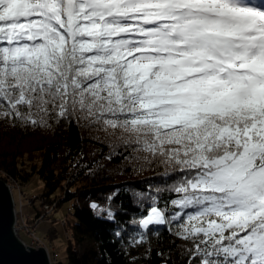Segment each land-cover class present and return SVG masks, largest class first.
Returning a JSON list of instances; mask_svg holds the SVG:
<instances>
[{"label":"snow or ice","instance_id":"1","mask_svg":"<svg viewBox=\"0 0 264 264\" xmlns=\"http://www.w3.org/2000/svg\"><path fill=\"white\" fill-rule=\"evenodd\" d=\"M3 118L84 122L162 168L173 198L135 194L132 244L168 225L188 264H264V0H0Z\"/></svg>","mask_w":264,"mask_h":264},{"label":"trees","instance_id":"2","mask_svg":"<svg viewBox=\"0 0 264 264\" xmlns=\"http://www.w3.org/2000/svg\"><path fill=\"white\" fill-rule=\"evenodd\" d=\"M117 144L115 137L84 122L49 120L48 126H33L3 118L0 173L19 184L39 178L41 194L47 199L68 179L65 200H72L74 220L66 264H188L183 255L187 242L168 225L155 226L143 243L132 244V237L143 231L134 220L147 215L150 204L139 207L135 194L158 195L159 207L173 197L156 193L157 187H165L159 175L162 168L134 172L122 156L107 159L114 148L122 151ZM41 211L38 203L27 222L38 219Z\"/></svg>","mask_w":264,"mask_h":264},{"label":"rangeland","instance_id":"3","mask_svg":"<svg viewBox=\"0 0 264 264\" xmlns=\"http://www.w3.org/2000/svg\"><path fill=\"white\" fill-rule=\"evenodd\" d=\"M4 178V175L0 173V179L3 180L8 187L13 189V194L11 193L13 207L19 211V213L17 212V216L18 224L21 228L18 239L23 241L26 246L34 249H38L39 246L43 247L46 251H48L47 253L50 264H66V256L68 254L67 246L70 243L67 238L72 234L70 225L74 220L71 214V201L65 200L60 202L56 209L52 210L50 215L40 219L38 218L29 223L27 221L34 217L36 205L40 203L37 198L33 199L32 195L35 194V196H38L41 194V180L33 176L28 182L22 184L21 189L27 194L26 195L19 190V185H16L10 180ZM12 186L14 188H12ZM56 193H58V190L53 195ZM21 213L23 216H27L25 223L22 222ZM64 219L67 220V223ZM34 226H36V233L40 234L42 237L40 240L36 237L35 231L33 234L30 233V231H32L31 228ZM65 232L70 233V235H66Z\"/></svg>","mask_w":264,"mask_h":264},{"label":"water","instance_id":"4","mask_svg":"<svg viewBox=\"0 0 264 264\" xmlns=\"http://www.w3.org/2000/svg\"><path fill=\"white\" fill-rule=\"evenodd\" d=\"M15 212L11 192L0 179V264H50L43 247L24 246L15 236Z\"/></svg>","mask_w":264,"mask_h":264},{"label":"bare ground","instance_id":"5","mask_svg":"<svg viewBox=\"0 0 264 264\" xmlns=\"http://www.w3.org/2000/svg\"><path fill=\"white\" fill-rule=\"evenodd\" d=\"M67 181H68V179H65L64 180V182H63V184H62V188L61 189H59V192L58 193H56L55 195H52V197H51V199L50 198H45V196H43L42 194H40L41 195V197L43 198V201L46 203V204H48L49 206H51L52 208L54 207V204H57V203H59V202H62V201H65V190H66V187H65V185H66V183H67ZM16 185H19V190H21L22 191V184H16ZM12 188H14L13 186H12ZM9 191L13 194V189H11L10 187H9ZM23 192V191H22ZM24 194H26L25 192H23ZM27 195V194H26ZM14 197H15V194H14ZM32 197H35V194H33L32 195ZM34 199H36V198H34ZM71 201V203H72V200H70ZM75 202H77V199H75ZM41 204V203H40ZM41 206H42V204H41ZM55 209V208H54ZM64 221H66V223H67V220L66 219H64ZM31 230L32 231H30V233L31 234H33V232L35 231V233H36V226H34V227H32L31 228ZM13 232H14V234H15V236L18 238V236H20V233H19V231L17 230V229H15L14 228V226H13ZM65 234L66 235H70V233H68V232H65ZM36 237L38 238V240H40V238H42L41 236H40V234H37L36 233ZM67 240L69 241V242H73V234H71L68 238H67ZM22 242V241H21ZM24 244V246L26 247V244L25 243H23ZM48 252V251H47Z\"/></svg>","mask_w":264,"mask_h":264},{"label":"built area","instance_id":"6","mask_svg":"<svg viewBox=\"0 0 264 264\" xmlns=\"http://www.w3.org/2000/svg\"><path fill=\"white\" fill-rule=\"evenodd\" d=\"M8 180H10L12 183L18 184L17 182H15V181H13L11 179H8ZM34 198H37L38 201L42 204L41 208L43 207L42 208V212L39 215V219L40 218H43V217H46V216H48V215H50L52 213V210L54 209V207H55L56 204H54V207L52 208L51 206H49L48 204H46L43 201V198L41 197V195L35 196V197H33V199ZM14 212H15L14 228L17 229L18 231H20L21 226L18 224V216H17L18 215L17 212L19 213V211H17V209H14ZM26 218H27V216H23V214H22V220H23L22 222L23 223L26 222ZM22 243H23V241H22Z\"/></svg>","mask_w":264,"mask_h":264}]
</instances>
